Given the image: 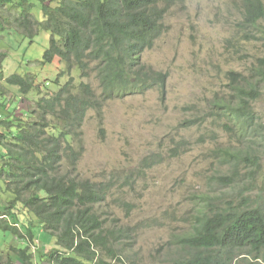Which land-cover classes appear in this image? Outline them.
Listing matches in <instances>:
<instances>
[{"label":"trees","instance_id":"1","mask_svg":"<svg viewBox=\"0 0 264 264\" xmlns=\"http://www.w3.org/2000/svg\"><path fill=\"white\" fill-rule=\"evenodd\" d=\"M182 1L0 0V18L9 30L31 43L41 33L51 35L41 65L65 64L69 76L76 69L81 73L79 82L70 76L21 117L8 101H0V231L16 238L7 258L0 254V264H34V259L37 264L31 248L38 243L41 264H144L137 249L140 225L111 219L99 209L112 182H94L78 172L83 127L91 112L102 117L109 101L156 89L165 94L169 73L142 59L167 33L166 18ZM239 13L237 34L264 41V0H242ZM0 69V81L18 87L22 95L36 88L42 93L36 77L5 78ZM247 74L229 72L227 94H216L204 114L241 148L212 153L218 169L208 180L211 189L192 195L195 206L184 217L189 228L172 232L146 264H264V192H255L264 125L253 107L264 89V57ZM196 110L200 116L185 126L205 120ZM19 207L30 216L28 223L20 221ZM125 208L130 214L132 207ZM34 227L52 237L55 248L42 252L44 241Z\"/></svg>","mask_w":264,"mask_h":264},{"label":"rangeland","instance_id":"2","mask_svg":"<svg viewBox=\"0 0 264 264\" xmlns=\"http://www.w3.org/2000/svg\"><path fill=\"white\" fill-rule=\"evenodd\" d=\"M241 1L183 0L166 18L167 33L142 59L154 70L169 73L165 94L156 89L146 95L109 101L102 117L91 112L84 124L78 172L94 182H112L107 200L99 209L107 211L111 219L135 228L140 225L137 249L144 264L172 232L189 228L190 222H184V217L195 206L192 195L209 191L208 180L218 169L212 153L218 148H241L211 118L204 117L209 101L216 94H227L228 73L249 75V68L264 57V41L245 40L237 34ZM34 14L42 20L38 10ZM10 37V47L0 42V51H8L6 57L0 54L5 78L32 75L42 90L36 88L24 96L18 87L0 81V91L6 98L0 93L1 104L8 101L10 109L17 110L16 116L29 113L41 97L58 92L70 76L80 81L78 69L69 76L65 64H40L50 47L49 33H41L33 43L17 34ZM89 82L100 92L95 79ZM253 107L264 125V89ZM195 108L201 110L205 120L185 126L186 121L200 116ZM184 141L187 145L176 151ZM259 150L257 193L264 192V147ZM4 198L8 204L7 196ZM126 205L132 207L130 214ZM16 212L22 223H28L30 216L25 210L19 207ZM5 220L12 225L19 223L10 217ZM34 230L44 241L42 252L55 248L52 237L43 235L38 227ZM15 240L11 233L0 231V254L5 258ZM38 245L31 251L41 264ZM33 262L36 264L35 259Z\"/></svg>","mask_w":264,"mask_h":264},{"label":"crops","instance_id":"3","mask_svg":"<svg viewBox=\"0 0 264 264\" xmlns=\"http://www.w3.org/2000/svg\"><path fill=\"white\" fill-rule=\"evenodd\" d=\"M0 12H1V10H0ZM12 34H17V33L14 30H9L8 26L0 18V42H2V45L4 44V46L10 47V44H9L10 38H11L10 35H12ZM7 53H8V51L5 50V49L0 51V54H5L6 55ZM1 66H3V65L0 64V68H1Z\"/></svg>","mask_w":264,"mask_h":264},{"label":"bare ground","instance_id":"4","mask_svg":"<svg viewBox=\"0 0 264 264\" xmlns=\"http://www.w3.org/2000/svg\"><path fill=\"white\" fill-rule=\"evenodd\" d=\"M241 194V193H240ZM245 195V194H244ZM237 197V196H236ZM241 197H243V196H241ZM238 198V197H237ZM243 199V198H242ZM238 201H239V199H238ZM245 200H243V202H244ZM250 201H252V200H250ZM254 201H256V200H253L252 202H254ZM236 202H237V199H236ZM246 202V201H245ZM249 204V203H248ZM246 204H244V206H245ZM254 204H252L251 206H253Z\"/></svg>","mask_w":264,"mask_h":264}]
</instances>
